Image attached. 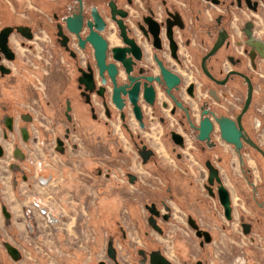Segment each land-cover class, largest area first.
I'll return each mask as SVG.
<instances>
[{
    "label": "flooded vegetation",
    "instance_id": "af4514ba",
    "mask_svg": "<svg viewBox=\"0 0 264 264\" xmlns=\"http://www.w3.org/2000/svg\"><path fill=\"white\" fill-rule=\"evenodd\" d=\"M13 1L15 2V0ZM42 1L50 4V7L52 3L55 4L50 22L46 19L47 15L45 17L39 15L35 22L8 21L6 24L0 26V31L5 27L13 28V31L9 35L8 45L15 53V58L10 60L4 52L0 51V65L3 64L7 69H11L10 72H2L0 68V80L8 79L13 74L15 68L9 63L13 64L18 61V53L13 44L14 37L20 45L29 46L28 42L37 40L38 30H40L39 34L43 36L45 33L42 29H46L47 36H50H48L50 38L49 42L52 45V58L54 60L60 59L58 66L63 69L59 70L67 73L65 75L66 80L62 82L64 83V87L60 94V96L62 95L65 98L62 117L65 119L67 126L64 137L58 136L54 140V148L56 151L60 154L69 151L67 140L72 130L75 129L74 124H76V120L78 118L84 119L83 114L80 113L82 112L81 109L86 108V113L91 115L92 121H101L100 119L104 118L107 121V127H110L111 121L115 123L119 122L121 129H123L124 133L128 134L132 146L138 151L142 163L147 166L154 157L155 150L143 139L140 131L150 130L152 123L155 122H159L167 129L165 125H167L168 117L179 116L178 121L174 123L176 126L168 130L169 146L176 153L178 161L183 158V154L178 149L185 148L186 157L192 158L203 166L202 174L200 172L199 175L200 178H186L188 179L185 182L187 187L193 190L194 195L197 194L198 189L201 187L202 194L204 195L201 198L203 200H205V197L212 199L209 202L211 205L214 204L212 211L215 214L221 213L220 220L215 218L222 223H231L238 211V219L242 232L250 237L249 245L263 246L264 156L259 150L243 141V147L240 149L244 161L242 163L236 147L227 143L222 138L216 118L224 115L237 121L238 115L243 112L246 105L249 87L251 85V103L243 113L241 122L248 136L264 150V144L260 142L258 137V134L260 136L263 131L260 120L261 114H264V98L260 100L261 95L257 97V94L260 93L259 91L264 86V0ZM111 3H114L117 9L127 12V16L124 19L127 38L128 40H134L131 42H135L143 49V58L139 60L134 59L136 63L133 65V72L131 74L137 77L145 75L155 78L150 83L155 85L157 91L154 103L150 104L147 102L141 92L138 97V103L141 105L143 111L142 121L144 127H142L141 122L136 118L133 112V104L127 95H122L125 98L123 109L119 110L116 107L112 98V80L107 76V82H102V78L99 76L96 67V59L92 45L88 42H86L84 47L80 45V37L81 39H85L91 31L89 21H94L95 11L99 13L105 23L104 29L100 33L108 41V61H112L111 47L116 44L123 45V40L120 36L121 30L112 17ZM174 5H178L180 9L173 8ZM75 14H81L83 16V24L79 35L72 33L67 28L65 21L67 17ZM47 22L49 23L46 24ZM19 26L29 27L33 37L28 39L23 36L17 30ZM150 29L154 32L159 31L158 36L161 38L162 48L154 46V36ZM187 29H189L191 35L184 38L183 34H185ZM172 32L173 39L177 44V56L173 54V47L169 37L170 33L172 35ZM197 33L199 34L198 40L196 37ZM193 51L197 55L194 56ZM211 52L214 53L210 54ZM156 55L162 60L165 68L177 73L181 77L179 89H172L171 91L177 100L182 103L181 107L166 92V85L156 80V77L161 73ZM204 58H206L205 61ZM118 67V79L120 78V83L129 82V74L123 68L122 64L118 63ZM91 70H93L94 74L93 83L91 88L87 89V85L82 83L81 80H87L84 72L90 73ZM186 76L188 79H186ZM101 88H104L102 89V93L99 92ZM193 101L194 104L192 103ZM257 102H262L261 108L256 107ZM100 103L102 106L99 105ZM147 108L151 109L152 114H148ZM102 110L105 116H102ZM204 110L210 111L209 116L214 122V129L210 134L211 139L209 144L207 141L198 140V129L192 125V122L194 125L199 124L201 119L205 117L203 115ZM257 110L260 113L258 115H256ZM187 114H190L191 120H189ZM132 119L138 125L136 131L132 129ZM9 121L12 129H9L6 125ZM35 122L36 117L34 114L28 112H21L19 115L11 113L3 114L0 121V131L6 142L12 140V132L20 135L18 136L21 141H11L13 144V160L8 164L10 178L15 186L18 185V178L28 180V172L25 167L28 153L25 151L26 149H24L22 143L28 144L33 141L30 127ZM173 131L183 136V146L175 143L172 137ZM24 132L27 133V139H25ZM153 135L156 136L155 134ZM0 143L4 146L1 139ZM145 145L147 146L146 148L144 147ZM151 150L154 153H151ZM5 158L6 149L4 156L0 158V173L2 171L1 160ZM145 159L146 162H144ZM250 160H253L257 164V168L261 172L262 180L260 183H253L254 172L250 165ZM207 162H210L219 169V176L222 179V183L230 191L232 199L231 205L233 206V217L231 220L225 215V208L219 194V182L215 179L214 184L209 183L210 171ZM232 165H238L241 175L233 174L231 171ZM202 176L203 188L197 182L201 180ZM128 179L131 183H134L138 180V175L128 173ZM243 179L249 187V192L247 191V193L244 192L241 185V180ZM227 180L233 184L235 190L232 191L226 182ZM208 187H211V190ZM171 189V194L168 196L171 200L169 203L165 201L166 194H157L153 199H147L148 201L144 203L143 210H148L149 213L147 216L148 226L157 231L149 221L152 213L147 208L148 205L152 206L155 204L156 206L155 210L158 212V215L153 214V217L156 219L157 225L163 230L161 233L157 231L158 235L162 236L165 234L166 224L173 223V225L180 227V221L176 218L177 213L181 215L178 212L179 209L186 213V224L190 233L198 241L200 250H206L213 243L214 235L209 228L204 226V221L198 214L202 212V207H205L208 203L202 201L200 197H195V200L191 198L188 200L189 196H185L184 199L178 193H173L174 189L172 186ZM176 190L175 188V192H177ZM233 192L237 195L238 207L235 206ZM1 198L2 196H0V200ZM217 208H219L220 212L217 211ZM202 213L205 216L207 215L206 212ZM3 216L5 217L4 213ZM194 225H197L198 229ZM221 225L224 226V224ZM198 230L202 232L208 231L211 240L207 241L205 235L199 236ZM170 248L172 249V247ZM153 251H160L164 254L160 248L152 249L149 252L141 253L139 255L140 258L136 260L135 264H150L149 260ZM7 253L9 254L8 250ZM114 255L116 256L115 252ZM167 258L172 264H176L172 258ZM204 260L202 258L196 260L190 259V261H185L184 264H206ZM117 262L124 264L118 259ZM113 264H115L114 261Z\"/></svg>",
    "mask_w": 264,
    "mask_h": 264
},
{
    "label": "rangeland",
    "instance_id": "374dc122",
    "mask_svg": "<svg viewBox=\"0 0 264 264\" xmlns=\"http://www.w3.org/2000/svg\"><path fill=\"white\" fill-rule=\"evenodd\" d=\"M22 1L15 0L14 2L12 0L13 4L11 7H8V10L5 7H2V12L4 13L8 21L35 22L38 19L39 15H42L44 17L47 15L48 17L46 16V19L50 22L52 10L55 9V4L52 3V6L50 7V4H47L42 1L44 6L40 5L38 7H30V3H25L26 0ZM44 8L47 9V14L44 13ZM4 15L1 16L3 17ZM49 22H47L46 24H48ZM2 24L3 23H0V26H2ZM39 31L40 30H38L37 32V40H31L30 42H28L29 46H23L22 44L20 45L18 40H16V38L14 37L13 44L16 47L18 53V61L13 64L9 63L11 66H13V68H15L13 74L8 77V79L0 80V121L3 117V114L11 113L19 115L21 112L32 113L36 117V122L31 124V130L34 136H38L36 139L35 137H33L34 139L31 143H21L24 149H26L27 153H29V149L32 147V145L36 143L37 139H42L45 143L44 157L42 156L41 151H36L37 155H39L41 159L44 158V165L41 168H38L35 165L30 164L26 159L25 162L27 164L25 165V167L28 172V180H22L21 178L17 177L18 185L15 186L10 178V170L8 164L13 160V144L11 141H19L20 135L18 134V136L15 132H12V140L10 142H6L3 139L0 131V139L6 149V158L4 160H1L2 171L0 173V196L2 195L3 197L0 200L2 202L0 203V264H11L10 262L12 258L9 256L6 250L7 243L14 244L15 246L24 243V237L20 235V229H12V227L10 229V225L7 224V219L3 216L2 213V206L5 205L7 209L9 207L10 210H15L16 213L19 212L18 204L21 201L24 202V200H30L29 203L24 205L23 211L26 207H30L37 200H39L41 204L45 203L41 201L38 197H40L41 194H43L44 196L47 194H45V191L41 190L37 184L36 186L33 185V180H36L37 175V178L39 180L43 178H50L49 176L52 175L49 184L53 180L58 178V194H56L57 191H55L54 194L55 196L59 197L62 192V189L66 190V187L63 188V186H59L61 182L60 176L62 172L69 179H74V174L79 175L78 179H86L82 180L86 185V194L84 193L86 197L81 202L80 207L73 213L59 214V216L53 213V216L61 218V222L58 225L61 227L68 226V229L60 230L53 226L51 229V233L57 231L58 236L60 237L59 239L61 240L65 239L66 235L68 236L67 238H69L71 241L72 238H80V242L83 243H81L83 246H81L80 250H82L84 246H88V244H90V246L95 245V261H97L98 258L104 257V255H106V246L104 244H100L101 241L99 242V233L101 231L95 229L92 225L94 213L99 207L98 200L104 195L110 194V189H107V193H104V183L106 182V179H104V177L107 174L108 188L110 187V185L112 187H116L117 183L110 182L111 180H116V182H121V186H119L120 188H117V191L127 193L129 189H134V187H131L128 184H131L130 180L128 179V173H138L139 175H141L139 171L135 169V163L140 166H143L144 164L141 162L142 160L138 154V151L135 148H133V150H136H134V153L136 152V156L138 154V157L131 158V156H129L126 159L124 157L121 158L120 156H117L121 151L120 149L123 148L122 143L118 139L117 142H110L111 144H115L113 148L117 152L110 156V143L108 141L110 140V138H108L107 136V128L110 127H107V121L104 118H101V121H92L93 119L91 115L86 113V108L81 109L82 112L80 113L83 114L84 119L82 120L78 118L79 121L76 120V124H74L75 129L72 130L71 135L67 140V144L69 146V153L66 154V158H64L66 164L61 163V155L54 148V140L58 136L64 137L65 128L67 125L65 119L62 117V112L65 106V98L62 95H57V93L61 89V83L66 80L65 75H67V73L65 71L61 72L59 70L63 69L62 67L58 66L60 59L54 60L52 58V45L51 42H49L50 36H47V30L42 29V31H44L45 33H43L45 36H41L39 34ZM259 92L260 93L257 94V97L261 95L260 100H263L264 88L261 89ZM99 105L102 106L101 103ZM261 105L262 102H257L256 107L261 108ZM147 111L148 114H152L150 108H147ZM256 113V115L260 114L258 110L256 111ZM101 114L102 116H105L103 110L101 111ZM260 121L262 124L264 123V114H261ZM131 123L133 128L136 129L138 127L137 123L133 119L131 120ZM174 126H176L174 123L173 125L171 124L172 128H174ZM115 127L118 128L117 125ZM88 130L91 131L87 133ZM93 130H95L94 133H92ZM126 136L129 138L127 133ZM122 142H125L126 145L128 144L126 140ZM129 143L132 144L131 141ZM170 151L177 166L183 167L180 165L177 155L175 152H173L172 148H170ZM178 151L183 154V158L181 160L184 161L186 157L185 148L181 150L178 149ZM81 159H85V163L90 164V168H93L95 166V169H85V165H80V163L82 162L78 164ZM64 165H66V168L62 170V166L64 167ZM147 166L144 165L145 169H147ZM154 169L155 170H153L152 172L153 175L147 177V179L142 178L144 182V198L145 196L147 197L146 188H149V193H151L152 190L156 191L153 195L148 194V200L153 199L154 196H156L157 194H166L165 201L169 203L171 200L168 196L171 194L172 191L171 186L174 189L173 193H178L180 197L185 199V196H189V189L185 183L188 180L186 178H200V173L196 177L195 174L193 175L192 173V176H190L191 173H189L190 175L187 174V177L181 176L179 180L175 181L174 178L175 176H177V174L175 173L172 167L170 168L171 171L169 172L162 166H155ZM109 175H111L112 177L109 178ZM3 176H8L7 180L6 178L3 179ZM202 179L203 176L201 177V180L197 182L198 185L202 186L203 188ZM30 180L32 181L29 182ZM171 181L174 183H171ZM175 188L177 189V192H175ZM202 192L203 191L200 187L196 194L198 195L197 197H203L204 195L202 194ZM46 193H51V191L47 190ZM34 196L38 197L32 198ZM28 197L32 199H28ZM48 199L52 200V197H48ZM233 199L236 204L235 206L238 207V198L235 192H233ZM144 200L146 202V199ZM202 201H205V203L208 204L205 205V207L203 206L201 211L208 212V214L205 216V214L199 212L198 215L204 221V226L209 228L213 233L214 242L213 244L208 246L206 250H204L205 252L201 251L198 241H196V238L192 235V233H190V230L186 224V213L180 211L176 207L178 209V212H180L181 214L179 215V213H177L176 218L179 221L182 220L180 224H182L184 227H182L181 229L178 226L173 225V223L168 226L166 225L167 227L165 228L166 230L164 234L165 239L170 238L171 244H173L172 241L174 237H178L181 241L183 240V242L188 244V247H185L183 249L179 247L176 248V264H184L185 261H190V259L196 260L199 258L205 259L204 261L206 262V264H264V245H249L250 237L246 236L242 232V228L238 219L239 214L237 209L235 218L232 221V226H223L221 224L226 225V223H222L221 221H219L221 219V213L215 214L212 211V209H214V204H212V206L211 203H209L210 201H212V199H210L209 197H205V200L202 199ZM213 203L215 202L213 201ZM172 204L175 205L174 203ZM143 206L144 204H142L141 206L142 210ZM194 206L196 205L194 204ZM217 211L220 212L219 208H217ZM36 213L39 215L37 210ZM143 213L144 223L148 228H150L147 224V216L149 214L148 210L144 209ZM36 217L37 220L34 218L33 224L37 226L39 225L37 224V222H43L44 225L40 226L46 228L45 218H42L41 215ZM215 217L219 220H217ZM17 218H19V216ZM98 218L99 217L97 216V219ZM129 219L130 218L127 209L122 208L119 213V220L122 224H124V226L126 227L125 229L128 233L130 232V230H128L127 227L130 228V226H132V223ZM77 226L80 227V234H78L76 230ZM171 227H174L175 229L171 230ZM150 231H153L155 235L159 236L157 231L153 230L152 228H150ZM171 231L174 232L171 233ZM67 249L71 251L73 250L72 247H68ZM29 250L30 252L31 250L34 251L31 253H36L37 255H41L42 253L37 247H30ZM63 254L64 256L62 257L66 258L65 255L68 254V251H64ZM62 257L61 259H64Z\"/></svg>",
    "mask_w": 264,
    "mask_h": 264
},
{
    "label": "crops",
    "instance_id": "0c3cea01",
    "mask_svg": "<svg viewBox=\"0 0 264 264\" xmlns=\"http://www.w3.org/2000/svg\"><path fill=\"white\" fill-rule=\"evenodd\" d=\"M27 2L30 3V7H38L40 5L44 6L42 3V0H26L25 3ZM12 4H13L12 0H0L1 15H4V13L2 12V7H5L8 10V7H11ZM45 7H46V4H45ZM173 8L180 9L178 5H174ZM44 13L47 14V9L45 8H44ZM7 22H8V19H6V16L5 15L3 17L1 16L0 23L6 24ZM190 35L191 34H190L189 29L185 31V34H183L184 38H187V36H190ZM196 37L198 40V37H199L198 33ZM193 54L194 56L197 55L195 51H193ZM186 79H188L187 76H186ZM60 86H61V89L59 90L57 95H60L62 93L64 83H61ZM192 103L194 104V101ZM178 118L180 117L179 116L168 117V121L166 123L167 125H165L167 129H165L164 126H162L159 122H155V123H152V127L150 130L140 131V133L142 134V137H144V139L146 140V142H148L151 148L155 150V155L149 162V166H147V169H145L144 165L140 166L137 163H135V169L139 171V173L142 176L137 173L138 180L131 184L128 183L131 187H134V189L127 188L130 191V192L127 191V193L118 192L117 188H120L119 186H121L120 185L121 182L119 181L116 182V180H111L110 182L117 183V186L112 187L110 185V187L108 188L107 187V174L105 175L104 179H106V182L104 183V188H105L104 193H107V191L110 189L109 191L110 194H106L98 200L99 207L94 213L93 222H92V225L94 226V228L101 231L99 233V242L101 241L100 244H104L106 246V255H104V257L98 258V260L95 261V258H96L95 257L96 251L94 252L95 245L90 246V244H88V246L86 247L84 246L83 249L80 250L81 246H83L82 245L83 243L80 242V238H72L73 244L71 247L73 250L71 251L69 249H66V251H68V254L65 255L66 258L62 257L64 259H61L58 252L55 249L52 250L51 254H45L42 251H41L42 252L41 255H37L36 253H31L34 251L31 250L30 252L27 246V242L32 240V236L27 231L25 220H24V211H23L24 205L29 203L30 200H24V202L21 201L18 204L19 212L15 213V210H10L8 207V210L11 213L10 229L11 227L12 229L13 228L18 229V230L20 229L21 231L20 235L24 237L23 239L24 243L17 245V247L21 251L20 260L15 261L11 259L10 263L11 264H97L100 261H105L107 262V264H113V261L111 260V257L109 255V252L112 251L113 253L115 252L117 259L120 260L122 263L135 264L136 260L140 258L139 255L141 253L149 252L150 250L156 249V248L158 249L160 248L167 257L172 258L176 263V260H175L176 248L179 247L183 249L185 247H188V244L183 242V240L181 241L178 237H174L172 241L173 244H171L170 238L165 239L164 235L157 236L153 233V231H150V228H148L146 224L144 223V213H143L141 206L142 204L145 203L144 199H146L147 201L148 194L153 195L156 192L152 190V192L150 191L151 193H149V188H146L147 197L145 196L144 198V185H143L144 182L142 180V178L147 179V177L153 175L152 172L153 170H155L154 169L155 166H162L165 169H167L168 172L171 171L170 168L172 167L178 176V177L175 176L174 178L175 181L179 180L181 176L187 177V174L189 173H191V175L189 174L190 176H192V173H193V175L195 174V177H196L201 172V170H203V166L199 164L198 162H196L195 160H193L192 158L185 157L184 161L180 160L179 163L183 167L177 166L175 160L173 159L172 153L170 151V146H169L170 140L168 138V130L172 128L171 124L173 125V123L178 121ZM116 125L118 126V128L115 127ZM132 129L136 131L135 128L132 127ZM261 129H263V131L261 132L260 136L258 134V137H259L260 142L264 144V123L262 124ZM90 131L88 130L87 133H89ZM94 131L95 130H93L92 133H94ZM30 133H31V138L33 137H35V139L37 138L38 135L35 134L36 136H34V134L32 133L31 127H30ZM153 134H155L156 136H154ZM107 136L108 138H110V140H108L109 143L111 141L117 142V139L122 143L123 148L120 149L121 151L119 152V155L117 156H120L121 158L124 157L126 159L129 156H131V158L138 157V154L136 156V152L134 153V150H135V149L133 150L134 147L131 146L132 145L131 143H129L130 139L126 136V133H124L123 129H121V127L119 126V122L115 123L114 121H111L110 128H107ZM125 140L130 146L128 144L126 145L125 142L124 143L122 142ZM114 145L115 144L110 143V150H109L110 156H112V154L117 153L113 148ZM192 150L194 151V149ZM44 152L45 150H41L43 157H44ZM68 153L69 151H66L60 154L61 155L60 158L62 160L61 163L66 164V161H64V158H66L65 156ZM249 162L254 172L253 183L254 184H257L258 182L260 183L262 180V176H261V172L257 168V164L253 160H250ZM79 163L82 166L85 165L84 168L87 170H92L95 167L94 166L93 168H90V164L85 163V159L83 160L81 159V161H79L78 164ZM65 168H66V165H64V167L62 166V170H64ZM231 171L233 172L234 175H241V171L238 165H232ZM69 172H72V171H69ZM37 177L38 175L36 176V180H33V185L36 186L37 184L41 190L45 191V194L47 195L44 196L43 194H41L42 196L40 195V197L34 196L32 198H36V197L40 198L41 201L45 202L43 203V205L49 207L52 210V212L58 216L59 214H67V213L75 212L80 207L81 202L86 197L84 195L85 190H86V185L82 181L86 179L85 178L78 179L79 175L74 174L73 175L74 179H69L66 177V175L63 172L61 173V176H60L61 182L59 186L61 185L63 186V188L66 187L65 188L66 190L62 189V192L59 195V197L55 196L54 194L55 191H57L56 194H58V189H57L58 181H59L58 178L53 180L50 184L48 183L49 185L48 184L42 185L40 180ZM110 177L112 176L109 175V178ZM4 178H6L7 180L8 176H3V179ZM31 181L32 180H30L29 182ZM226 182L229 185V187L232 188V190H235L233 187V184L229 180H227ZM241 183H242L241 185H242L244 192L245 193H247V191L249 192V187H248L247 182L243 179L241 180ZM47 190H50L51 193H46ZM192 191H193L192 189H189V199L188 200H190V198L195 200L194 198L197 197V195H194ZM48 197H52V200H49ZM32 198L28 197V199H32ZM122 208L127 209L129 218H130L129 220L132 223V226L128 225L130 226V228L127 227L128 230H130L129 233L126 231L125 229L126 227L124 226V224H122L121 221L119 220V213ZM206 213L208 214V212ZM18 216L19 218H17ZM36 216H39V215L36 213ZM97 216L99 217L98 219H97ZM225 223L226 225L224 224V226L228 225L229 227L232 226L233 224V222L231 223L225 222ZM37 224H39L37 225V229H38V232L41 233L43 242L49 243L51 239L49 237L50 234H49L48 229H52V228L46 229L45 227L40 226V225H44L43 222L42 223L37 222ZM171 224L172 223H168L166 225L168 226ZM167 226H165V228ZM182 227L184 226L180 224L179 228L182 229ZM58 229L60 230L68 229V226H65L62 228L59 227ZM174 229H175L174 227H171V230H174ZM173 232L174 231H171V233ZM56 233L58 236V232ZM65 237L67 238L68 236L66 235ZM170 247H172V249Z\"/></svg>",
    "mask_w": 264,
    "mask_h": 264
},
{
    "label": "water",
    "instance_id": "95a60500",
    "mask_svg": "<svg viewBox=\"0 0 264 264\" xmlns=\"http://www.w3.org/2000/svg\"><path fill=\"white\" fill-rule=\"evenodd\" d=\"M112 5V17L116 21L118 27L120 28V36L123 40V45L116 44L113 45L110 49L111 51V57L112 61H108V41L107 39L100 33L101 30L104 29V21L102 17L99 15V13L94 11V21H89V26L91 27L90 33L85 37V39H81L80 37V45L82 47L85 46L86 42L90 43L94 49V56L96 59V67L99 73V76L102 78V82H107V76L111 78L112 84H113V92H112V98L113 102L115 103L116 107L119 110H122L125 105V98L122 97V95H127L129 99L131 100L133 104V112L136 116V118L141 122L142 127H144V123L142 121L143 111L141 105L138 103V97L140 92L143 94L147 102L150 104H153L156 98V87L154 84H150L155 78L152 76H145L141 75L139 77L134 76V74H131L133 72V65L136 63L134 59L139 60L143 58V49H141L135 42L132 43L131 41L134 40H128L126 35V25L124 19L127 16V12L123 11L121 9H117L114 3H111ZM66 26L67 28L77 35H79V32L81 30L82 24H83V16L81 14H75L72 16H69L66 18ZM17 30L26 38L31 39L33 37V34L29 27H23L19 26ZM13 31L12 27H5L0 31V51L4 52L6 57L10 60H13L15 58V53L12 51V49L8 45L9 35ZM151 33L154 36V46L157 48H162L161 45V38L158 36L159 31L154 32L151 30ZM170 39H171V45L173 49L174 56H177L176 50H177V44L175 40L173 39V32L172 35L170 33ZM138 48V49H137ZM140 50V55H139ZM138 51V52H137ZM214 52H211L212 54ZM1 58V56H0ZM157 62L160 65L161 73L159 76L156 77V80L160 83H164L166 85V92L171 95V97L176 101L178 106H182V103L179 102L176 98V96L171 92L172 89H179V84L181 81V77L167 68L163 65V62L161 59L158 58L156 55ZM206 58H204L205 61ZM118 63H121L123 68L126 70V72L129 74V82L126 83H120V78L118 79L119 75V67ZM0 68L2 72H10L11 69H7L5 65H0ZM84 74L87 76V80H81L82 83H85L87 86V89L91 88L93 83V70L90 71V73L84 72ZM101 88L99 90L100 93H102ZM252 99V86L249 87L248 97L246 100V105L243 109V112L238 115L237 121L234 119L221 115L216 118V121L219 124L220 132L222 138L227 142L236 147V151L239 153L242 163L243 157L241 155L240 149L243 147V141L247 142L257 150H259L263 156H264V150L251 138L248 136L247 132L244 130V126L241 122L243 113L247 110L251 103ZM203 117L199 124L194 125L198 129L197 138L200 141H207L209 144L211 139V132L214 129V122L209 116L210 111L204 110L203 111ZM189 120L190 114H187ZM124 117V115H123ZM7 127L9 129H12V125L10 124V121L6 123ZM25 139H27V133L24 132ZM173 140L176 144L183 146L184 145V138L179 133L173 131L172 132ZM147 147L146 145L144 146ZM143 147V148H144ZM151 153H154L153 150H151ZM5 154V148L0 143V158H2ZM141 155L142 152H140ZM146 162V159L144 160ZM207 166L210 171V178L209 183L214 184L215 179L217 182H219V194L221 202L225 208V215L226 217L231 220L233 217L232 210L233 206L231 205L232 199L229 189L222 183V179L219 176V169L216 168L213 164L210 162H207ZM134 177H136L134 175ZM133 181V179H132ZM209 190H211V187H208ZM3 213L7 219V224L10 225L11 223V213L7 209L5 205L2 206ZM155 204L152 206H147L149 211L152 213V215L149 217V221L152 224V226L159 231L160 233L163 232V230L157 225L156 219L153 217V214L158 215V212L155 210ZM196 229H198L197 225H194ZM248 231V230H246ZM198 235L203 236L205 235L206 240L210 241V233L207 231L202 232L198 230ZM209 235V236H208ZM6 248L12 257L13 260L18 261L21 258V252L18 247H16L13 244H7ZM110 257L115 262V264H119L117 262L116 256L112 251H110ZM150 264H172L168 258L162 254L160 251H153L150 256L149 260ZM97 264H107L105 261H100Z\"/></svg>",
    "mask_w": 264,
    "mask_h": 264
},
{
    "label": "built area",
    "instance_id": "2783aa9c",
    "mask_svg": "<svg viewBox=\"0 0 264 264\" xmlns=\"http://www.w3.org/2000/svg\"><path fill=\"white\" fill-rule=\"evenodd\" d=\"M153 119V117H151ZM44 140H36V143L32 145V147L29 149V153L27 155V161L30 164L35 165L38 168H41L44 165L43 159L37 155L36 151L44 150ZM27 164V163H26ZM50 178H43L40 180L42 185H46L50 182V179L52 178V175L49 176ZM36 210L38 211L39 215L43 216L45 218L46 223V229L52 228L53 226L55 228H62L58 224L61 222V218L53 216L52 210L41 204L39 200L35 201L30 207H26L24 209V217H25V224L28 233L32 236V240L27 242L28 248L30 247H37L40 249V251L44 252L45 254H51L52 250H56L60 257L64 256L63 252L66 251L68 247L72 246V241L69 238H65L63 240L59 239L60 237L57 236V231H54L51 233V229L49 230V237L50 241L49 243L43 242V238L41 236V233L38 232L37 226L33 224V219L36 217ZM80 227L77 226L76 230L79 233Z\"/></svg>",
    "mask_w": 264,
    "mask_h": 264
}]
</instances>
